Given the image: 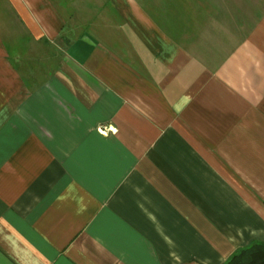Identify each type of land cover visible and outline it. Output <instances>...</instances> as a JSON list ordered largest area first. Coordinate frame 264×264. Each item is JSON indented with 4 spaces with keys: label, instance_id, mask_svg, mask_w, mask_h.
<instances>
[{
    "label": "crops",
    "instance_id": "0c3cea01",
    "mask_svg": "<svg viewBox=\"0 0 264 264\" xmlns=\"http://www.w3.org/2000/svg\"><path fill=\"white\" fill-rule=\"evenodd\" d=\"M155 1L0 0V264L264 242V0Z\"/></svg>",
    "mask_w": 264,
    "mask_h": 264
},
{
    "label": "trees",
    "instance_id": "16d2710c",
    "mask_svg": "<svg viewBox=\"0 0 264 264\" xmlns=\"http://www.w3.org/2000/svg\"><path fill=\"white\" fill-rule=\"evenodd\" d=\"M225 264H264V242L256 240L237 249Z\"/></svg>",
    "mask_w": 264,
    "mask_h": 264
},
{
    "label": "rangeland",
    "instance_id": "374dc122",
    "mask_svg": "<svg viewBox=\"0 0 264 264\" xmlns=\"http://www.w3.org/2000/svg\"><path fill=\"white\" fill-rule=\"evenodd\" d=\"M250 1H252V0H234L235 8H236V10H238V12L241 16V19L239 20V22H245L246 21L245 24L244 23L241 24V26H240L241 30H239V31L237 30V41L241 40L246 34V31L243 29L247 23V13L248 12L246 11V9H247V7H248L247 5L249 4ZM255 2H256L255 6L260 5V2H258V0H255ZM154 3H155L154 4L155 7H159V8L164 7L163 6L164 2H162V0H156ZM208 4H209V10H210V6L213 5L214 3L209 0ZM220 4H221V6L228 8L229 4H231V3H229L228 0H224ZM225 20H226V18H225ZM221 54H223L222 51H221Z\"/></svg>",
    "mask_w": 264,
    "mask_h": 264
}]
</instances>
